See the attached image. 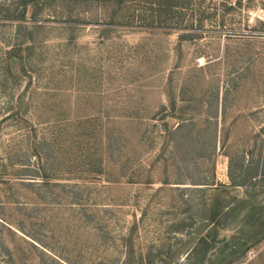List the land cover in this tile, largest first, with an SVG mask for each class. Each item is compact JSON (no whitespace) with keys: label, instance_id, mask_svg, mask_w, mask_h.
I'll return each instance as SVG.
<instances>
[{"label":"rangeland","instance_id":"1","mask_svg":"<svg viewBox=\"0 0 264 264\" xmlns=\"http://www.w3.org/2000/svg\"><path fill=\"white\" fill-rule=\"evenodd\" d=\"M29 2L0 0V264H264V0Z\"/></svg>","mask_w":264,"mask_h":264},{"label":"trees","instance_id":"2","mask_svg":"<svg viewBox=\"0 0 264 264\" xmlns=\"http://www.w3.org/2000/svg\"><path fill=\"white\" fill-rule=\"evenodd\" d=\"M29 1H32V0H22L23 9L16 12V14H13L12 16L11 15L5 16L6 17L5 21H7V20L13 21L14 20V21H17V23L19 25L22 24L25 20L26 8H27V5H29V3H30ZM62 1H65V2L71 3V4H76V5L82 4V3H87V2H91V3L96 2L97 5H102L107 9L110 8L112 10L111 14L108 16V19L110 20L109 21L110 25L117 24L118 23L117 19H119V18L123 19L125 17L124 15H122L123 10H131L129 8L132 6V14L127 18L128 20L132 21L136 15V13L140 10V12H143V14L151 13V17H155L154 19H158V21H161L160 23H165L164 27H169L166 24L167 23V19H166L167 17L166 16L170 17V15L172 14V10L175 9V7H176V6L174 7L173 4H169L170 1H174V0H165V1H163V0H62ZM187 2H188V0H187ZM187 2H185V3H187ZM146 5H148V6H146ZM186 9L187 8L181 7V10H186ZM6 11L8 13H10L9 10H6ZM36 19L37 18L34 17V18H32V21H33V23H35L34 25L37 27L39 25H36V22H38ZM162 19H164V20H162ZM150 21L153 23V19ZM151 22L149 24H145L146 26H144V27H146V28L153 27ZM119 25H121V24H119ZM19 30L17 31L18 33L20 32ZM182 37L187 39L186 36H182ZM21 45L22 44H21V40L19 38V35H16V42H15L12 50H10L6 54L5 60H4L3 74L5 75V78L10 77L11 79H14L13 80V82L15 83L14 86L17 85L18 78L16 77V74L13 73L12 64L16 61H21V59L18 58V56L16 55V53L20 51ZM222 211H223L222 206L218 207L217 205H215L214 209H212V213H213L211 216L212 221L214 220V218L220 216ZM203 241H204V239H203Z\"/></svg>","mask_w":264,"mask_h":264}]
</instances>
